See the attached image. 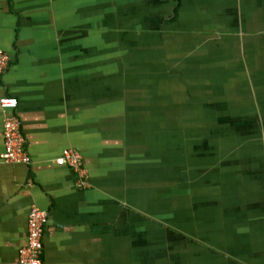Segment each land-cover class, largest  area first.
Instances as JSON below:
<instances>
[{
	"label": "crops",
	"instance_id": "0c3cea01",
	"mask_svg": "<svg viewBox=\"0 0 264 264\" xmlns=\"http://www.w3.org/2000/svg\"><path fill=\"white\" fill-rule=\"evenodd\" d=\"M0 48V264L35 205L42 264H264V0H0Z\"/></svg>",
	"mask_w": 264,
	"mask_h": 264
},
{
	"label": "built area",
	"instance_id": "2783aa9c",
	"mask_svg": "<svg viewBox=\"0 0 264 264\" xmlns=\"http://www.w3.org/2000/svg\"><path fill=\"white\" fill-rule=\"evenodd\" d=\"M9 54L0 48V74L9 64ZM16 100L4 96L1 104L4 110V152L3 159L6 162L28 163L30 156L25 147V139L18 118L10 112ZM59 164H68L73 167L80 176L79 183L84 184L86 176L83 168L82 155L74 149H64L57 158ZM48 222V212L38 206H33L28 216V240L19 250L17 264H42L44 253L43 237Z\"/></svg>",
	"mask_w": 264,
	"mask_h": 264
},
{
	"label": "rangeland",
	"instance_id": "374dc122",
	"mask_svg": "<svg viewBox=\"0 0 264 264\" xmlns=\"http://www.w3.org/2000/svg\"><path fill=\"white\" fill-rule=\"evenodd\" d=\"M261 118V117H260ZM260 122H263V120L262 119H260Z\"/></svg>",
	"mask_w": 264,
	"mask_h": 264
}]
</instances>
